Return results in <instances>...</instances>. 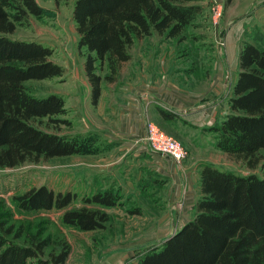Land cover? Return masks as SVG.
<instances>
[{
  "label": "trees",
  "instance_id": "obj_1",
  "mask_svg": "<svg viewBox=\"0 0 264 264\" xmlns=\"http://www.w3.org/2000/svg\"><path fill=\"white\" fill-rule=\"evenodd\" d=\"M201 1L76 0L73 20L78 47L85 48L92 103L97 105L101 96L99 71L105 63V78L116 80L121 65L132 57L136 39L155 32L178 37L203 12ZM43 13L37 0H0V168L93 151L91 139L81 133L60 134L35 124L39 118L56 126L72 124L60 94L35 96L25 86L31 79L64 74V67L50 58L52 48L11 36L28 14ZM239 67L230 112L207 130L216 133L217 149L255 168L264 150V48L243 41ZM173 117L164 112V118ZM261 167L264 171V162ZM75 197L71 190L55 192L42 185L17 196L16 202L26 210H63V222L84 231L105 228L110 220L105 210L69 209ZM119 199L108 189L86 196L84 202L112 207ZM14 228L8 213L1 211L0 264H66L69 246L56 243L46 254L54 244L51 237L30 235L20 242L23 233ZM135 264H264V177L203 164L193 218Z\"/></svg>",
  "mask_w": 264,
  "mask_h": 264
},
{
  "label": "crops",
  "instance_id": "obj_2",
  "mask_svg": "<svg viewBox=\"0 0 264 264\" xmlns=\"http://www.w3.org/2000/svg\"><path fill=\"white\" fill-rule=\"evenodd\" d=\"M224 18L215 37V65L204 84L201 78L187 79L184 70L174 68L173 56L165 53L166 47L160 41L143 37L131 46L132 57L122 64L116 80H107L108 73L102 75L97 105L91 101L86 71L78 72L76 77L82 87L76 81L66 92L56 91L67 95L66 107L74 118L72 130L60 134L96 136L92 152L62 156L68 166L84 169L86 177L100 181L106 189L116 187L127 197L148 195L152 190L171 206L195 205L200 196L202 165L216 166L204 158L208 144L216 148V133L207 129L230 112L229 99L240 70L243 41L260 47L252 32H264V0H232ZM165 111L174 117L164 118ZM148 121L167 133L183 135L187 157L178 162L168 155L150 152L140 141ZM191 132L198 133V137L187 139ZM209 133L211 138L205 140ZM187 221L184 219L183 224ZM167 223L160 233L169 229L170 221Z\"/></svg>",
  "mask_w": 264,
  "mask_h": 264
},
{
  "label": "rangeland",
  "instance_id": "obj_3",
  "mask_svg": "<svg viewBox=\"0 0 264 264\" xmlns=\"http://www.w3.org/2000/svg\"><path fill=\"white\" fill-rule=\"evenodd\" d=\"M231 1L202 0L200 4L204 6L203 12L178 37L167 38L165 34L156 32L145 37L160 41L166 47L165 53L168 51V54L173 56L174 68L184 70L187 79L195 76L196 79L201 78L204 84L215 65L217 29L219 23L225 21V12ZM37 2L44 8V13L41 16L28 14L22 22L17 24L11 36L36 40L51 47L53 54L50 58L61 64L65 72L62 76L25 81V86L35 96H46L56 91L66 92L76 81L82 87L76 77L78 72L85 71L86 56L85 48L81 50L78 47L79 33L73 20L76 0H60L59 2L37 0ZM252 35L260 42V47L264 48V32L254 30ZM99 72L101 75L109 74V69L106 66ZM61 96L66 104L67 95ZM72 115L71 110L68 109L66 117L71 120V125L74 123ZM35 124L57 133L72 130L71 125L56 126L48 118H39L35 120ZM194 133L188 134L187 139L198 137V133ZM211 134L209 133L205 140L210 139ZM83 135L87 139L90 138L92 143L96 140L93 134L84 133ZM170 135L178 139L186 149L183 135L177 132ZM207 146L209 148L204 158L212 161L220 169L234 171L240 175L255 173L264 177L261 167L264 162V150L260 154L262 158L260 164L251 168L243 160L224 153L210 144ZM100 183L86 177L84 169L69 167L65 157L25 162L16 167H2L0 168V212L8 213L9 222L15 226L16 232L23 233L22 238L18 239L20 242L27 241L30 235L49 236L54 244L47 248L46 254L55 247L56 243L69 246L70 254L66 264H135L151 248L160 245L180 229L185 224H183L184 219L189 221V218L192 219L195 214V205L184 207L180 203L171 206L160 198L159 193L155 194L152 190H149L148 195L127 197L122 195L116 187H112L108 189L120 197L117 205L101 207L95 203H85L86 196L108 190ZM42 185L48 186L55 192L71 190L76 197L69 209H78L83 206L101 208L110 215L109 222L103 229L84 231L64 223L63 210L57 208L26 210L18 206L17 196ZM169 221V229L163 233L166 234L169 231L173 233L170 236H162L160 229L167 226Z\"/></svg>",
  "mask_w": 264,
  "mask_h": 264
},
{
  "label": "built area",
  "instance_id": "obj_4",
  "mask_svg": "<svg viewBox=\"0 0 264 264\" xmlns=\"http://www.w3.org/2000/svg\"><path fill=\"white\" fill-rule=\"evenodd\" d=\"M140 141L150 152L168 155L178 162L187 157V150L182 143L153 121L147 122L146 132Z\"/></svg>",
  "mask_w": 264,
  "mask_h": 264
},
{
  "label": "water",
  "instance_id": "obj_5",
  "mask_svg": "<svg viewBox=\"0 0 264 264\" xmlns=\"http://www.w3.org/2000/svg\"><path fill=\"white\" fill-rule=\"evenodd\" d=\"M176 232H177V231H175V233H176ZM175 233H174V234H175Z\"/></svg>",
  "mask_w": 264,
  "mask_h": 264
}]
</instances>
